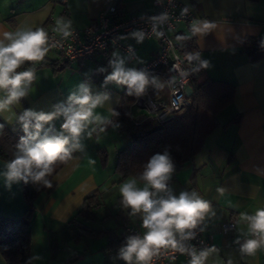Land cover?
I'll list each match as a JSON object with an SVG mask.
<instances>
[{
	"label": "crops",
	"instance_id": "crops-1",
	"mask_svg": "<svg viewBox=\"0 0 264 264\" xmlns=\"http://www.w3.org/2000/svg\"><path fill=\"white\" fill-rule=\"evenodd\" d=\"M63 1L0 0V39L4 32L54 27L55 20L60 17L71 20L72 27L81 30L95 21L110 3L125 15L153 8L152 0H65L66 6ZM181 1L194 11L196 20L189 24L177 23L173 38L178 46L188 37L194 39L195 49L200 54L199 71H193L195 79L198 82L205 79L224 81L234 92L231 101L215 117L217 119L225 110L229 115L222 122L217 119V128L205 138L193 159L172 175L169 187L177 196L180 191L195 189L210 202L211 211L199 220L209 244L207 249H215L205 264H229V261L231 264H264V245L251 255L241 251L247 240L258 237L250 231L249 222L240 217L241 212L251 216L257 209L264 208V56L252 61L243 49L244 38L264 36V0ZM134 33L138 32L128 33L122 39L124 44L135 49L137 58L134 59L110 47L93 52L82 62L75 59L67 62L59 53L50 50L36 69L37 77L29 94L19 105L12 106L11 112L0 113L4 125L16 131L20 125L13 113L18 114L26 108L54 111V105L66 102L69 93L76 91L79 84L88 87L93 96L102 97L101 105L95 109L97 113L113 120V113L122 108L129 118L128 106L135 101L137 93L133 90L129 95L126 85L106 82L105 78L113 70L110 60L122 59L125 69L137 71L141 62L157 52L159 45L155 37L143 36L140 40ZM72 66L77 69L74 71ZM71 70L80 76L76 79L75 73L69 72ZM146 78L150 94L166 99L165 78L159 75ZM62 122L63 118L59 117L52 123L59 129ZM115 124L118 123H112ZM112 125H106L105 136L82 139L83 151H76L54 173L51 186H45L34 200L35 212L29 225V264H121L118 251L126 239L125 225L132 224L144 230L139 217L130 216V210L120 204V195L117 212L101 210L105 206L101 189L118 186L130 178L118 184V177L110 180L117 176L114 172L116 154L128 144L124 131ZM97 129L96 134L99 133ZM4 163L0 159V171ZM21 187V181L8 187L0 176V215L11 218L23 215L27 205ZM94 191L100 192L99 205L93 210L94 219L84 221L76 213L84 197ZM229 221L233 222L234 229L222 231V224ZM84 227L94 232H85ZM188 261L178 255L173 264H188ZM0 264H6L1 256Z\"/></svg>",
	"mask_w": 264,
	"mask_h": 264
},
{
	"label": "clouds",
	"instance_id": "clouds-1",
	"mask_svg": "<svg viewBox=\"0 0 264 264\" xmlns=\"http://www.w3.org/2000/svg\"><path fill=\"white\" fill-rule=\"evenodd\" d=\"M71 28L72 21L60 17L55 20L52 32L67 39L72 35ZM133 35L143 39L142 33ZM51 47L55 45L49 44V32L44 27L3 33L0 39V93H3L0 113L11 112L12 106L19 105L29 94L37 77L36 65L45 61ZM113 55L118 56L117 53ZM109 63L113 70L105 78L106 82L126 85L129 95L133 90L137 94L144 91L147 78L143 72L125 69L124 61L119 58ZM25 64L29 66L19 70ZM101 103L102 97L93 96L88 87L79 84L76 91L69 93L66 102L54 105V111L26 108L18 114L13 113L23 135L15 144L12 159L6 161L0 171L6 185L10 187L13 182L20 181L27 183L31 179L33 183L42 182L50 187L47 177L54 172L56 162L71 159L74 151H83L82 139H91L97 127L99 133H106V125H112L108 117L95 111ZM59 117L63 122L57 129L52 122ZM112 126L114 129L119 127L118 124ZM3 129L4 124L0 123V132ZM174 170L173 159L165 150L162 154H153L138 176L126 179L120 185V204L130 210V216L139 217L140 227L145 230L142 235L128 236L120 246L118 258L125 264H150L161 247L169 246L181 254L187 253L190 256L188 264H205L210 252L215 250L198 252L195 247L178 244L176 234L183 239L194 238L193 232L186 233L185 230L195 228L197 222L211 211V205L195 189L175 195L169 187ZM240 217L249 222L250 231L258 237L241 246L243 253L251 255L264 245V208L257 209L251 216L241 212Z\"/></svg>",
	"mask_w": 264,
	"mask_h": 264
},
{
	"label": "trees",
	"instance_id": "trees-1",
	"mask_svg": "<svg viewBox=\"0 0 264 264\" xmlns=\"http://www.w3.org/2000/svg\"><path fill=\"white\" fill-rule=\"evenodd\" d=\"M244 39L243 49L250 55V60L254 61L264 56V36H248ZM193 40L188 37L181 41L180 50L195 49ZM42 64L43 62L36 65V69ZM28 66L25 64L19 70ZM197 66H195V71L198 70ZM191 75L190 85L193 87V93L190 103L174 117H168L163 121L145 118L135 123L127 118L122 108L116 110L115 113L118 115H114L113 121L119 124V129L123 130L128 138V144L117 152L115 158L114 172L118 177L117 184L125 178L138 176L142 172V166L153 154H162L165 150L169 151L173 159L175 170L172 175H175L188 161L193 159L205 138L217 128L218 123L215 116L231 101L233 87L218 80L205 79L198 82L195 79V72ZM0 123L4 124L1 119ZM21 135H23L21 126L16 131H12L4 125L3 131L0 132L1 160L6 162L12 159L15 144ZM68 160L57 161L54 165V172L47 179L50 181L54 173ZM21 184L27 205L22 212L23 215L17 218L0 215V256L6 264L30 263L31 230L29 225L34 215L33 212H35L34 200L45 189L42 182L33 183L31 179L27 183L21 181ZM99 197V191H94L93 194L84 197L81 209L77 210L76 215L82 217L84 221L94 219L93 210L99 205ZM83 230L89 233L94 232L86 227Z\"/></svg>",
	"mask_w": 264,
	"mask_h": 264
},
{
	"label": "built area",
	"instance_id": "built-area-1",
	"mask_svg": "<svg viewBox=\"0 0 264 264\" xmlns=\"http://www.w3.org/2000/svg\"><path fill=\"white\" fill-rule=\"evenodd\" d=\"M63 2L65 4L66 1ZM151 5L153 6L151 10L125 15L114 3H110L95 21L90 22L83 29L72 27V35L67 39L52 32L53 27L44 26L49 32V44L55 45L50 50L59 53L67 62H72L74 59L82 62L93 52L110 47L118 48L127 54V57L134 59L137 58L135 49L122 41L126 34L138 32L144 37L157 39L159 45L157 52L148 60L141 62L137 71L143 72L146 77L159 75L165 78L167 98L153 97L150 94L151 89L146 85L144 91L137 94L135 101L128 106L129 118L135 123L145 118L163 121L181 113L190 103V98L184 91L190 84L191 73L200 60L198 50L181 51L173 38L177 23L189 24L196 20L194 11L181 0H152ZM185 9L187 11H184ZM139 116H142L141 120L138 119ZM232 229H234L233 222L222 224V231ZM201 230L198 221L195 228L185 230L186 233L191 231L195 234L193 239H183L180 234H176V240L178 244L195 247L198 252L207 249L209 244ZM144 231L135 225L126 224L123 234L127 239L131 235H142ZM178 255L190 259L187 253L181 254L170 246L161 247L150 264H173ZM120 262L125 264L123 260Z\"/></svg>",
	"mask_w": 264,
	"mask_h": 264
},
{
	"label": "rangeland",
	"instance_id": "rangeland-1",
	"mask_svg": "<svg viewBox=\"0 0 264 264\" xmlns=\"http://www.w3.org/2000/svg\"><path fill=\"white\" fill-rule=\"evenodd\" d=\"M52 52V51H51ZM50 52V53H51ZM72 69L75 71L77 68L76 66H72ZM79 69V68H78ZM71 74H74L75 73V78L79 75V73L77 74V72H72L69 71ZM77 79V78H76ZM75 79V80H76ZM72 80V79H71ZM158 82H162V81H158ZM227 115H229V112H227L226 110L224 112H222L220 115L217 116V119L219 122H222L226 117ZM142 116H139V119H141ZM112 121V123H116L115 121H113L112 119H110ZM99 128V127H98ZM98 130V129H97ZM98 132V131H97ZM97 132H94L93 135H94V138L98 139L102 136H105L106 134L105 133H98L96 134ZM96 136V137H95ZM98 136V137H97ZM93 141V140H92ZM94 142V141H93ZM128 142V141H127ZM117 176L114 175L113 177H111L110 180H113L114 178H116ZM117 184V183H116ZM122 184V183H121ZM119 183L118 186L114 185V186H110V187H105L102 190V198L104 199V202H105V206L102 210V212H117L118 209L120 208V204L117 203V200L119 199L118 195L119 194V187L121 185Z\"/></svg>",
	"mask_w": 264,
	"mask_h": 264
},
{
	"label": "water",
	"instance_id": "water-1",
	"mask_svg": "<svg viewBox=\"0 0 264 264\" xmlns=\"http://www.w3.org/2000/svg\"><path fill=\"white\" fill-rule=\"evenodd\" d=\"M192 91H193V87H192V85L189 84V85L186 86V89H185L184 93H186V96L188 98H190L192 93H193Z\"/></svg>",
	"mask_w": 264,
	"mask_h": 264
}]
</instances>
